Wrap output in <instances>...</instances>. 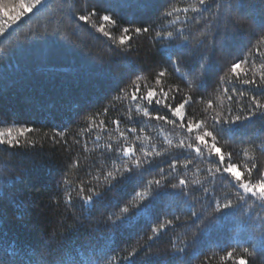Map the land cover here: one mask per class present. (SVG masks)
<instances>
[{
  "label": "snow or ice",
  "instance_id": "obj_1",
  "mask_svg": "<svg viewBox=\"0 0 264 264\" xmlns=\"http://www.w3.org/2000/svg\"><path fill=\"white\" fill-rule=\"evenodd\" d=\"M48 4L49 0H16L9 6L0 0V37L25 17L46 11ZM170 5L171 0H136L135 7L140 10L141 17L128 19L126 25H122V17H118L126 5L118 0H85L82 11L67 10L69 21L75 22L77 28L87 26L101 34L109 42L110 52L123 55L127 60L125 76L145 71V66L137 63L139 57L131 58L133 52L139 51L133 45L136 38L144 36L153 46L160 47L157 49L159 60L153 62L149 71L154 78V86L139 84L147 77L135 75L130 95L124 89L120 90L128 100L126 112L110 122L101 120L98 125L90 122L84 130L83 150L98 155L83 166L79 158H73L67 167L84 172L89 179L77 176L78 182L74 184L65 172L63 179L57 182L58 191L67 186L63 199L71 214V223L65 228L68 235L61 238L60 247L55 250L57 259L50 260L49 264H66L61 255L65 251L64 246L78 237L84 219L91 218L96 212H100L98 223L103 224L108 234L89 233V259L73 260L71 264H136L132 258L144 250L148 241L158 239L169 227L181 222L191 230L190 236L179 241L175 236L171 237L164 258L149 259L157 254L148 251L142 264H191L192 260L199 258L202 250L220 245L221 222L236 232L231 242L240 254L237 255L236 249L227 252L233 264H251L254 252L264 254V217L253 216L257 209L264 212V163L255 155L258 152L264 157V0H191L183 7ZM59 10L65 11L63 6ZM53 31L66 40L70 39L59 27ZM117 31L119 34H114ZM242 39L247 40L244 45L247 51L237 55L234 61H224L230 78L225 80L220 76L219 85L229 84L231 87H223L221 95L228 103L226 107L221 104L218 108L213 98H204L209 81L221 70L218 67V50L228 49ZM61 56L56 44L44 54L45 59L54 61L60 60ZM256 58L262 61L259 66ZM91 64L97 67L95 63ZM104 70L109 77L112 76L110 68ZM173 76L179 83L165 87V81ZM237 85L248 87L240 90ZM140 101L146 106H142ZM194 103L204 105L200 118L189 116L188 109ZM131 105H135L134 110ZM164 110L170 116L161 114ZM108 112L109 108L105 107L103 113H96L88 119L94 121L96 116H107ZM257 120L260 121L259 126L250 131ZM122 121L127 126L120 130ZM153 121L177 130V138L170 139L161 128L162 142L153 143L148 135L151 129L145 126L146 122L151 124ZM108 123L115 126L116 139L101 145L100 136H95L91 140L93 147L89 149L88 134L94 129L107 132ZM59 128L54 127L51 136L45 133L39 139L30 138L31 134L39 132L34 127L0 128V152L12 156L26 154L35 151L38 144L42 150L43 143L48 141L71 151L68 130ZM130 137L132 145L128 144ZM73 143L80 144V139H74ZM234 144L245 145L246 159L238 163L232 162L233 151H224ZM247 148H251L252 156H248ZM181 156L187 157L182 163ZM197 162L207 164V167L193 169ZM162 164L168 165L167 170ZM157 168V178L144 183L145 174L156 172ZM93 169L95 177H92ZM191 175L197 178L190 179ZM174 178L177 182L170 183ZM92 179L97 183L93 185ZM218 180L227 182L230 191L218 195ZM21 182L20 177L0 171V201L6 190ZM129 187H140V190L135 191L130 201L123 202ZM201 189L204 206L194 210L196 203L191 202L190 197L193 191ZM73 191L76 192L75 199L80 202L79 215L72 212L75 207ZM107 193L112 195L106 198ZM250 200L254 207L245 211L244 206ZM173 206L176 212L187 213L183 221L180 215L165 219L151 228L144 245L138 244L126 256L115 251L117 239L127 240L142 232L147 223L159 217L161 209L166 211ZM114 207L119 210L108 211ZM2 218L0 209V221ZM18 218L22 219V214ZM53 239L54 236L49 237L43 247L53 251ZM37 252L38 246L33 244L10 242L5 246L0 243V264H37ZM209 259L206 257L200 264H208Z\"/></svg>",
  "mask_w": 264,
  "mask_h": 264
},
{
  "label": "trees",
  "instance_id": "obj_2",
  "mask_svg": "<svg viewBox=\"0 0 264 264\" xmlns=\"http://www.w3.org/2000/svg\"><path fill=\"white\" fill-rule=\"evenodd\" d=\"M3 2L11 6L16 3V0H3ZM118 2L126 5V9L118 13V17H122L120 19L122 25H126L128 19L141 17L140 10L135 7L136 0H118ZM190 2L191 0H171L170 6L183 7ZM84 3L85 0H49L46 11L25 17L22 22L13 25L5 36L0 37V128L21 125L34 127L39 129V132L31 134L30 138L39 139L45 133L51 136L52 129L60 126L58 130H68L67 139L71 146V151H69L68 148L54 146L48 141L43 143L42 150L41 145L38 144L35 151H28L26 154L12 156L6 152H0V171H3L5 175L22 179V182L14 188L6 190L2 201H0V209L3 212V218L0 221V243L5 246L10 242L37 245V264H49L50 260L57 259L55 250L60 247L61 238L68 235L65 228L67 224L71 223V214L63 199L67 186L58 191L57 182L63 179L65 172L68 173L67 178L74 184L78 182L77 176L80 179H89L84 175V172L69 169L67 164L71 159L79 158L81 166H83L98 155V153L83 150L84 130L88 128L90 122L95 125H98L101 120L110 122L116 119L120 113L126 112L129 106L128 100L124 98L120 90L124 89L130 95L134 87L132 81L135 79V75L147 77V79L139 81V84L154 86V78L149 75V71L153 62L159 60L157 49L160 45L153 46L146 37H138L133 41V45L139 51L133 52L131 58L139 57L137 63L144 65L145 71L125 76L127 60L123 55L109 51V42L106 38L87 26L77 28L75 22L69 21L67 10L72 8L73 11H82ZM61 6L64 8V12L59 10ZM57 27L61 32L70 36V39L66 40L54 32L53 30ZM45 28H47L46 33ZM114 34L118 35L119 33L117 31ZM246 43L247 40L242 39L228 49L218 50V67L221 70L209 81L204 97L205 99L213 98L218 108L221 104L226 107L228 103L227 99L221 95L223 87H231L229 84L219 85L220 76H224L225 80L230 78V74H226L224 61H234L237 55L247 51V48L244 47ZM54 44L62 53L61 59L58 61L45 59L44 54ZM90 62L95 63L97 67ZM261 62L259 58H256L257 66ZM105 68H110L111 77L105 73ZM250 77L251 73L248 78ZM176 83H179V80L173 76L165 81V87ZM237 87L244 90L248 86L237 85ZM118 96L119 99H114ZM182 96L183 94H181ZM178 102L179 100H177ZM139 103L146 106L143 101ZM244 103L246 105L247 100ZM105 107L109 108L107 116L99 115L94 121H89L90 116L103 113ZM131 107L133 110L135 109V105H131ZM203 108V104H192L188 109L189 116L195 115L200 118ZM161 114L170 116L166 110ZM259 124L260 121L257 120L250 131H255ZM126 126V122L122 121L120 130ZM145 126L151 129L148 135L152 137L153 143L162 142L161 128L170 139L177 138V130H173L169 125L153 121L151 124L146 122ZM137 127L140 126L137 125ZM107 128L108 131L104 133L94 129L88 134L89 149L93 147L91 140L95 136H100L101 145L110 139H116L118 133L115 126L108 123ZM77 138L80 139V144L73 143ZM128 144H133L131 137ZM244 150L245 145L241 144H234L224 149L225 152H234L232 159L234 163L246 159ZM246 150L248 156L253 155L251 148ZM23 152L24 150H21V153ZM255 155L260 158L261 163H264V157H261L258 152ZM185 158L187 157L181 156L180 162L182 163ZM161 166L167 170V164ZM197 166L207 167V164L201 165L197 162L193 165V169ZM180 171L183 173V169ZM158 172L157 168L156 172L146 173L144 183L148 179L157 178ZM95 175L93 169L92 177ZM196 178L195 175L190 176V179ZM175 182H177V178L170 180V183ZM91 183L94 185L97 181L92 179ZM190 187L198 188L199 186L190 185ZM138 190L140 187H129L123 202L130 201L134 197L135 191ZM216 190L217 194L221 195L230 191V188L227 182L221 183L218 180ZM111 195V193H107L106 198ZM203 195L202 189L193 191L190 201L196 203L194 210H199L204 206ZM72 196L75 205L72 212L79 215L80 202L75 199L76 192L73 191ZM198 200L199 203H197ZM252 207H254V203L250 200L244 206V210L247 211ZM118 210V207H114L108 211ZM21 214L22 219L18 218ZM176 215H180L181 221H183L187 213L176 212L174 206L169 207L166 211L161 209L159 217L147 223L142 232L134 234L127 240L117 239L115 251L121 256H126L133 248L138 247V244L144 245L147 236L151 234L152 227L157 226L165 219H173ZM253 216L264 217V212L257 209L253 212ZM99 217L100 212H96L91 218L84 219L78 237L64 246L65 251L61 255H63L66 264H71L73 260L87 261L89 259L90 253L87 250L89 233L95 231L96 235L108 234L103 224L98 223ZM62 220H64L63 225L61 224ZM219 230L222 234L220 245L202 250L199 258L192 260L191 264H200L206 257L210 258L208 264H233V261L228 258L227 252L236 249L237 255L240 254V250L231 242L236 235L235 229L225 222H221ZM190 233L191 230L183 222L175 227H169L160 234L158 239L148 241L144 250L138 251V254L132 259L136 261V264H142L145 253L148 251L157 254L148 257L149 259L164 258L170 247L171 237L175 236L179 241L190 236ZM53 236L55 237L51 241L53 251H49L43 245L49 237ZM140 236H143V239H139ZM251 264H264V254L254 252Z\"/></svg>",
  "mask_w": 264,
  "mask_h": 264
}]
</instances>
